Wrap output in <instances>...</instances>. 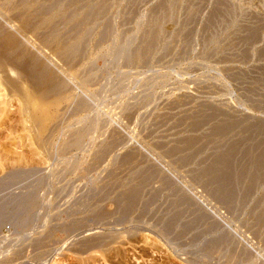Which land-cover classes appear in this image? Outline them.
Wrapping results in <instances>:
<instances>
[{
	"label": "rangeland",
	"instance_id": "obj_1",
	"mask_svg": "<svg viewBox=\"0 0 264 264\" xmlns=\"http://www.w3.org/2000/svg\"><path fill=\"white\" fill-rule=\"evenodd\" d=\"M47 1L0 0V264H264V227L251 213L264 182L246 205L227 204L199 177L212 147L190 162L185 153H169L179 140L209 131L213 123L189 130L199 110L228 113L240 128L264 122V85L256 82L264 44H231L253 24L262 25L264 36V0H177L180 11L161 21L162 44L142 63L122 61L126 56L115 48H134L138 40L128 45L118 38L153 23L161 0H134L139 11L134 3L126 7L132 0L116 4L124 11L111 12L123 11L113 39L100 41L94 29L82 57L74 50L86 29L73 30L82 11L70 17L65 2L50 10ZM217 2L239 10V30L206 34L204 20ZM213 35L214 42H204ZM148 168L157 173L146 182L137 174ZM136 186L142 196L124 214ZM178 210L175 231H165ZM185 224L193 228L184 232ZM221 240L225 245L217 244Z\"/></svg>",
	"mask_w": 264,
	"mask_h": 264
},
{
	"label": "bare ground",
	"instance_id": "obj_2",
	"mask_svg": "<svg viewBox=\"0 0 264 264\" xmlns=\"http://www.w3.org/2000/svg\"><path fill=\"white\" fill-rule=\"evenodd\" d=\"M49 1V0H48ZM47 1V2H48ZM122 1L123 0H52L50 1L49 5L47 4H44V6L50 10L54 9V8H60L61 6H63V2H65V9L67 10V12L69 13L68 15H70V17L74 16L77 12L79 11H82V14L84 15V17H82V19H80L79 21H75L74 22V29L75 30L76 28H80L79 31L81 33V30H83L84 28L86 29V33L83 32L82 36H81V41L78 43V45L75 46L76 49L74 50L78 56L81 54L84 55L83 51L86 50V45L85 43H88L87 40H89V38L91 37L90 34L94 35V32L95 31L94 29H97L99 28L100 29V41L102 40H105L108 39L109 41V38L113 39L112 38V34H114V32L117 30V19L118 18V15L120 13V11H122L124 8H122V10L119 11L118 13V9H121L119 8L118 6H116L118 9L116 11H114L113 15H112V10L113 8L115 7V5H122ZM126 3L125 5H127V0H124ZM133 2L130 4V6H126L127 8L128 7H131V5L136 1V2H139L140 0H132ZM159 1V0H158ZM173 1V0H172ZM171 0H161V2L159 3L158 2V6L156 7V9H153L154 12H155V15L157 18L154 19L153 23H151L149 26L147 25V27L145 29H141V31H138L137 34L135 36H130L128 38H126L127 40H125V36H121L120 39L121 43H133L135 42L136 40H138V45L134 48H130L129 46H127V44H125L126 47H129L127 48L128 50H126V47L124 48L126 51L124 52V49L123 47L121 48V46L123 44L120 45V48L116 49L115 50V53L119 54V55H125L126 57H122V61L123 59H128L129 60V63L132 61V62H135L137 60L141 61L143 60L144 62H147V61H150V57H152L150 54H152V51H155L154 49H156V46L159 45V43L163 42L161 41V32L163 27L161 26V21L164 20V15H166L167 13H169V15H171L172 11L176 12V8H179V5L177 3V0H176V5L172 2ZM175 1V0H174ZM181 3H182V0H180ZM187 1V0H186ZM192 1V0H191ZM206 1V0H205ZM225 1V0H224ZM129 3L131 2L128 1ZM135 2V3H136ZM142 2V1H141ZM185 2V1H184ZM193 2V1H192ZM191 2V3H192ZM18 3V2H17ZM27 3V2H26ZM123 3V4H124ZM128 3V4H129ZM134 3V6L132 7H135L136 9H138V6ZM140 3V2H139ZM138 3V4H139ZM202 3V2H201ZM200 3V4H201ZM205 3V2H204ZM203 3V6L205 5ZM209 3V1H208ZM207 3V5H208ZM215 3V2H214ZM212 2V4H214ZM222 3H224L222 1ZM20 4V3H18ZM42 4V3H41ZM148 4V3H147ZM218 4V2H217ZM225 4V3H224ZM232 4V3H231ZM29 5V4H28ZM124 5V6H125ZM156 5V4H155ZM184 5V4H183ZM206 5V6H207ZM123 6V5H122ZM140 6V4H139ZM198 6V5H197ZM201 6V5H200ZM199 6V7H200ZM213 6V5H212ZM216 6V5H215ZM232 6V5H231ZM28 7V6H27ZM39 7V6H38ZM115 7V8H116ZM132 7L130 9H132ZM144 7V6H143ZM198 7V8H199ZM205 7V6H204ZM227 7V6H226ZM230 7V6H228ZM43 8V7H42ZM114 8V9H115ZM125 8V9H127ZM183 8V7H182ZM197 7H195L194 9H196ZM201 8V7H200ZM203 8V7H202ZM238 8V7H237ZM47 9V10H48ZM64 9V7H63ZM62 9V10H63ZM130 9H127L125 10V12L128 11V14L130 13L129 10ZM140 9V8H139ZM138 9V11H139ZM180 9V8H179ZM178 9V10H179ZM210 9V8H209ZM46 10V9H45ZM57 10V9H56ZM65 10V12H66ZM177 10V11H178ZM197 10V9H196ZM200 11L202 9H199ZM199 10H197V13L196 14H200L199 13ZM206 10V9H205ZM237 10V9H235ZM234 8L232 10V7L231 9L230 8H223L220 4H218L216 7H212V9L210 10V13H209V16H208V19H205L204 21H207L206 24H205V28L204 30L208 31V33H206L207 35L210 33L209 31L211 30H219V33L222 34V32L226 31V30H231V31H235V28H236V25L238 24V21H239V13L237 11H235ZM42 11V10H41ZM124 11V10H123ZM122 11V12H123ZM135 9L133 8L132 12H134ZM180 11V10H179ZM191 11H195V10H191ZM121 12V13H122ZM124 12V13H125ZM151 12V11H150ZM196 12V11H195ZM194 12V13H195ZM209 12V11H208ZM35 13V12H33ZM38 13V12H37ZM120 13V14H121ZM135 13V12H134ZM139 12H137L138 14ZM153 13V12H152ZM178 13V12H176ZM192 13V12H191ZM238 13V14H237ZM39 14V13H38ZM110 14V16H109ZM127 14L124 15V17H129ZM131 14V17H132V13ZM160 14V15H159ZM196 14H192L190 17V20L192 21V23L195 21L196 18H198V16ZM208 14V13H207ZM77 15V14H76ZM136 15V14H134ZM133 15V17H134ZM139 15V14H138ZM155 15H152L155 17ZM177 15V14H176ZM190 15V14H189ZM193 15H196V16H193ZM202 15V14H201ZM243 15V14H241ZM63 16V15H62ZM65 16V14H64ZM187 16V15H186ZM200 16V15H199ZM35 17V16H34ZM68 19H69V16H67ZM120 17V16H119ZM122 18L121 19H125V18ZM174 17V16H173ZM173 17H170L173 18ZM188 17V16H187ZM196 17V18H195ZM207 17V15H206ZM30 18V17H29ZM37 18V17H35ZM65 18V17H64ZM130 18V17H129ZM127 18L129 21L130 19ZM167 18V17H166ZM255 18V17H254ZM253 18V19H254ZM261 18V17H259ZM72 20V18H70ZM69 19V20H70ZM76 19V18H75ZM120 19V18H119ZM133 19V18H132ZM131 19L130 22H132L133 20ZM152 19V17H151ZM169 19V18H167ZM187 19V18H186ZM185 19V20H186ZM121 20V21H122ZM127 20V21H128ZM177 20V19H176ZM189 19H187L188 21ZM252 20V19H251ZM256 20V19H255ZM264 20V18L262 19ZM35 21V20H33ZM38 20H36L37 22ZM64 21V20H63ZM120 21V22H121ZM198 21V20H196ZM242 21V20H241ZM261 21V20H260ZM73 22V20H72ZM185 22V21H184ZM190 23V21H188ZM187 22V23H188ZM253 22V21H252ZM30 23V22H29ZM32 23V22H31ZM128 23V22H126ZM177 23V22H176ZM183 23V22H182ZM180 24L182 26H184L186 24L183 25V24ZM198 23V22H196ZM241 23V22H240ZM244 23V22H242ZM242 23H241V27H242ZM60 24V23H59ZM70 24V25H72ZM123 24V22L121 23ZM164 24V23H163ZM194 24V23H193ZM192 24V25H193ZM204 24V22L202 23ZM249 24V22H248ZM247 23H245V27L243 25L244 28H246L248 25ZM253 24V23H252ZM257 24V23H255ZM259 24V23H258ZM262 24V23H261ZM35 25V24H34ZM72 25V26H73ZM127 25V24H126ZM125 25V26H126ZM139 25H141L139 23ZM138 25V26H139ZM179 25V26H180ZM188 25V24H187ZM186 25V26H187ZM191 25V26H192ZM197 25V24H196ZM199 25V24H198ZM197 25V27H198ZM251 25V24H249ZM54 26H56V23H54ZM71 26V27H72ZM123 26V25H122ZM178 26V29L179 30V27ZM181 26V27H182ZM184 27L187 29V27ZM195 25H193L192 28H194ZM204 26V25H203ZM201 26V27H203ZM254 27L250 26L251 29L249 30V34H247L246 37H244L243 35H241L239 32L240 31H237L239 29V25L237 26V34L239 35H236L237 37H235L233 43L231 44H234L235 45H239V44H251V45H254L255 43L257 44L258 42H260V44H264V36H262L261 34V26H256L253 24ZM36 27V26H35ZM40 27V26H39ZM53 27V25H52ZM51 27V28H52ZM124 27V26H123ZM128 27V26H127ZM126 27V28H127ZM132 27V26H131ZM130 27V28H131ZM162 27V29H161ZM196 27V29H197ZM242 27V28H243ZM125 28V29H126ZM190 28V27H188ZM249 28V27H248ZM264 28V27H263ZM53 29V28H52ZM128 29V28H127ZM196 29H191L190 30H195ZM203 29V28H202ZM51 30V29H50ZM55 30V29H54ZM57 30V29H56ZM124 30V28H123ZM188 30V29H187ZM190 30H188L187 32H189V34L193 31L190 32ZM198 30V29H197ZM222 32H221V31ZM229 30V31H230ZM241 30V28H240ZM72 31V29H71ZM78 31V29H77ZM228 31V33H229ZM244 31V30H243ZM55 32V31H54ZM118 32V31H117ZM199 32V30H198ZM247 33V29L245 31ZM74 33V32H73ZM72 33V34H73ZM76 33V32H75ZM78 33V32H77ZM79 33V34H80ZM99 33V31H98ZM97 33V34H98ZM116 33V32H115ZM185 33V32H184ZM218 33V32H216ZM215 33V34H216ZM218 33V35H219ZM236 32H234L233 34L235 35ZM70 34V36L72 35ZM245 34V33H244ZM50 35L53 36V33L50 32ZM64 35V34H63ZM78 35V34H77ZM194 35V33L192 34ZM206 35V36H207ZM233 35V36H234ZM246 35V34H245ZM50 36V37H51ZM55 36V35H54ZM53 36V37H54ZM68 35V37H70ZM75 36V35H73ZM90 36V37H89ZM188 36V35H187ZM191 36V35H190ZM189 36V37H190ZM216 36L217 35H213L211 36V38L209 37V40L208 41H204L205 43H212L214 42V39L216 40ZM243 36V37H241ZM48 37V36H47ZM75 37H79L78 36H75ZM89 37V38H88ZM115 37V35H114ZM186 37V36H185ZM49 38V37H48ZM62 38V37H61ZM46 39V38H45ZM50 39V38H49ZM57 39V38H56ZM65 39V38H64ZM67 39V38H66ZM77 39V38H76ZM98 39V40H99ZM102 39V40H101ZM110 39V41H111ZM117 39V40H118ZM60 40V39H59ZM71 40V39H70ZM98 40H96L98 42ZM50 41V40H49ZM54 41V40H53ZM79 41V40H78ZM103 41V43L105 42ZM119 41V40H118ZM262 41V43H261ZM64 42H67V41H64ZM113 43H116L115 41L112 40ZM119 42V43H120ZM90 43V42H89ZM100 43V42H99ZM106 43V42H105ZM112 43V44H113ZM230 43V42H229ZM64 44V43H63ZM101 44V43H100ZM108 44V43H106ZM130 44V46L132 47V45ZM135 44V43H134ZM162 44V43H161ZM160 44V45H161ZM8 45V44H7ZM6 45V46H7ZM234 45V46H235ZM237 45V46H238ZM250 45V46H251ZM5 46V45H4ZM3 46V47H4ZM5 46V48H7ZM20 46V45H18ZM247 47V46H246ZM245 47V49H246ZM249 47V45H248ZM247 47V49H249ZM10 48V47H9ZM8 48V49H9ZM90 48V47H89ZM158 48V46H157ZM242 48V47H241ZM240 48V49H241ZM244 48V47H243ZM256 48V47H255ZM3 49V48H2ZM12 49V48H11ZM11 49L9 50L11 52ZM257 49V48H256ZM260 49L262 50V47H260ZM89 50V49H88ZM252 50V49H251ZM250 50V51H251ZM258 50V49H257ZM259 50V51H261ZM2 51V50H1ZM15 52V50H13ZM18 51V50H17ZM249 51V52H250ZM156 52V51H155ZM248 52V51H247ZM245 51V53L243 54V50H242V54L245 56H243L244 58L248 57V53ZM13 53V52H12ZM11 53V54H12ZM114 53V54H115ZM247 53V54H246ZM20 54V52H19ZM68 54V53H67ZM86 54V53H85ZM252 54V52H251ZM258 54V53H257ZM7 55V54H6ZM10 55V54H9ZM71 55V54H69ZM76 55V54H75ZM24 56V55H23ZM74 56V55H73ZM72 56V57H73ZM85 56V55H84ZM117 55H115L116 57ZM256 56V54H255ZM254 56V57H255ZM262 56L264 57V48L263 50L261 51V56L260 58H262ZM2 57V56H1ZM3 57H5L3 55ZM12 57V56H11ZM69 57V56H67ZM251 57V56H250ZM253 57V56H252ZM7 57H5L6 59ZM9 58V57H8ZM23 58V57H22ZM70 58V57H69ZM259 58V57H258ZM11 59V58H9ZM17 58H15L16 60ZM24 59V58H23ZM22 59V60H23ZM73 59V58H71ZM120 59V57H119ZM125 59V61H127ZM148 59V60H147ZM74 60V59H73ZM135 60V61H134ZM247 60V59H246ZM251 60V59H250ZM264 60V59H263ZM5 61V60H4ZM3 61V62H4ZM8 61V60H7ZM11 61V60H10ZM14 61V60H12ZM17 61L19 62V60L17 59ZM77 61V60H76ZM120 61V60H119ZM243 61V60H242ZM18 62H15L14 65H17L16 63ZM21 62V61H20ZM245 62V60H244ZM262 62V61H261ZM10 63V62H8ZM13 63V62H12ZM29 63V62H28ZM128 63V62H127ZM140 63V62H139ZM142 63V61H141ZM264 63V62H263ZM24 64V63H23ZM261 64V63H260ZM4 65V63H3ZM6 65V64H5ZM131 65V64H130ZM263 65V64H262ZM11 66V65H10ZM19 66V64H18ZM22 66V65H21ZM32 66L34 65H31V68ZM264 66V65H263ZM262 66V68H263ZM17 67V66H15ZM25 67V65H24ZM13 68V67H12ZM23 67H20L19 69H21ZM14 69V68H13ZM29 69V67H28ZM34 69V68H33ZM18 70V69H17ZM24 70V68L22 69ZM21 70V71H22ZM36 70V68H35ZM43 70V69H42ZM3 71V70H2ZM31 71V70H30ZM14 72V71H13ZM26 72V71H24ZM35 72V71H34ZM38 72V71H36ZM44 72V71H43ZM260 72V70H259ZM262 72V71H261ZM30 73V72H29ZM39 73V74H38ZM36 75H40L41 76V71L38 72ZM27 74V72H26ZM32 74L34 76L35 73H31V77H32ZM258 75V74H257ZM29 76V74H28ZM39 76V78L42 79V77L44 75H42L41 77ZM36 77V76H35ZM257 81L256 82H261L262 85H264V69H263V72L262 74H260L259 76H257ZM5 78V77H4ZM10 78V77H9ZM30 78V76L28 77ZM34 78V77H32ZM44 78V77H43ZM44 80V79H43ZM41 81V80H40ZM42 82V81H41ZM39 83V82H37ZM43 83V82H42ZM46 84V83H45ZM43 84V85H45ZM108 85V84H107ZM260 85V84H259ZM38 86V85H37ZM254 86V85H253ZM258 86V85H257ZM107 87V86H106ZM60 88V87H59ZM263 88V87H262ZM254 89V88H253ZM258 89H260V86L258 87ZM257 89V90H258ZM260 94V93H259ZM209 110H211V112H207L206 110H199L198 112H196L197 114L195 115V119L194 121L189 125V130L191 132H197V131H200L205 125L207 124H212L209 128V131L205 134H193V135H190L184 139H181L177 142V144H175L176 146L172 147L170 150H169V153L170 154H175L177 155V153H185L184 157H183V160L185 162H190L194 159H196V157L198 155H200L201 152H204L205 150H207L208 147H212L213 150H211L212 152H210V154L202 161V168L201 170L199 171V177L200 179L202 180V182H204V185L205 187H207L209 189V191L211 192L210 194L216 198H218L219 200L227 203V204H237V205H246L247 202H249V198H252L251 195H254L253 193H256V189L264 182V122H260V123H257L252 125L251 126H247V127H243L240 128V123H238V121H234L233 120V117L228 115V113H222V112H219L217 111L216 109H213L212 108H209ZM208 125V126H209ZM238 129H241L239 132H237V134H234ZM203 130V129H202ZM162 145V144H161ZM160 147V146H159ZM209 148V149H210ZM110 150V148H109ZM204 150V151H203ZM106 152V151H105ZM206 153V152H204ZM209 153V152H208ZM131 155V154H130ZM132 156V155H131ZM130 157V156H129ZM128 159V158H126ZM127 161V160H126ZM130 161V160H129ZM128 162V161H127ZM151 165V164H150ZM145 168V167H144ZM154 168V167H153ZM153 168H148V170H144L145 172L142 173L141 171V174H137V176H141V179H144L145 177L147 179H149L148 177H151L152 175H155V173L157 172H154V170H152ZM143 169V168H142ZM137 170V169H135ZM156 170V169H155ZM134 172V171H133ZM137 172H140V171H137ZM16 173V172H15ZM14 173V174H15ZM154 173V174H152ZM152 174V175H151ZM23 175V174H22ZM147 175V176H146ZM136 176V177H137ZM142 176H144L142 178ZM17 177V176H16ZM154 177V176H153ZM139 178V177H138ZM146 178L144 179L146 182L148 180H146ZM152 179V178H150ZM149 179V180H150ZM2 181V180H1ZM0 181V183H1ZM142 181V184L144 185L143 183V180ZM5 182V181H4ZM8 182V181H7ZM12 183V182H10ZM149 183V182H148ZM139 184V183H138ZM6 185V184H5ZM140 185V184H139ZM138 185V186H139ZM143 185H140L143 186ZM138 186L136 187H133L135 188L136 190H134L133 188L131 189L133 191V193L131 194V192L129 193V190L128 191V196H131L128 198L127 194V199L126 200V203H124L126 206L125 208L121 209V211L123 210L124 214L127 213L128 215L130 214L131 210L134 209L133 207L136 208V205L138 204V200L139 198L142 196V191H139V193L141 192V195L138 193L137 189L139 188ZM145 186V185H144ZM3 187V186H2ZM132 187V186H131ZM146 187V186H145ZM261 187V186H260ZM142 188V187H141ZM259 189V188H258ZM124 193V192H122ZM121 193V194H122ZM130 194V195H129ZM140 195V196H137V195ZM145 194V193H144ZM156 194V193H155ZM125 196V194H122ZM121 195V196H122ZM159 195V194H158ZM124 196H123V199H124ZM125 196V197H126ZM136 196V197H135ZM153 196H156V195H153ZM256 196V195H255ZM261 196V195H260ZM138 197V200H137V203L135 202L136 201V198ZM144 197V196H143ZM121 198V197H119ZM122 199V198H121ZM131 199V200H130ZM120 200V199H119ZM187 200V199H186ZM130 201V203H129ZM141 201V200H140ZM256 202H254V208L252 210V216L254 218V220L256 221V225H258V227L261 229L262 227H264V195L257 201L255 199ZM120 202V201H119ZM127 202H128V205H127ZM122 203V202H121ZM147 203V202H146ZM186 203V202H185ZM136 204V205H135ZM145 204V203H144ZM184 205V204H183ZM119 206V205H118ZM128 206V208H127ZM139 206V205H138ZM143 206V205H142ZM149 206V205H148ZM9 207V206H8ZM252 207V206H251ZM12 208V206H11ZM127 208V209H126ZM138 208V207H137ZM250 210V211H251ZM147 211V210H146ZM14 212V210L12 211ZM122 212V213H123ZM183 212V211H182ZM146 213V212H145ZM175 213V212H174ZM173 213V214H174ZM184 213V212H183ZM186 213V212H185ZM186 215V214H185ZM182 216V213L180 210H178V212H176L173 216H171V218L164 223V230L167 231V232H172L174 229H175V225L178 224L180 218ZM202 218V217H201ZM201 218H198V219H201ZM197 218H195L196 220ZM197 219V221H198ZM202 221V220H201ZM200 222V221H198ZM191 224H193L191 222ZM186 225L184 226V232L189 230L191 227L193 228L192 225ZM197 225V223L194 224V226ZM199 225V224H198ZM178 227V225H177ZM213 227V226H212ZM257 227V226H256ZM257 228V230H260ZM192 230V229H191ZM211 230V228H210ZM214 230V229H213ZM264 230V229H263ZM175 231V230H174ZM182 231V230H181ZM183 232V233H184ZM259 232V231H258ZM181 233V232H180ZM181 235V234H180ZM258 235V234H257ZM264 237V236H263ZM262 238V237H260ZM220 240V239H219ZM217 241V240H216ZM215 241V242H216ZM215 242H213V245L215 244ZM217 243V242H216ZM219 246H223L224 244V241H219ZM225 245V244H224ZM216 247V245H214ZM218 247V246H217ZM234 256V255H233ZM238 259V258H237ZM240 261V260H239ZM245 261V260H243ZM237 263V262H236Z\"/></svg>",
	"mask_w": 264,
	"mask_h": 264
}]
</instances>
